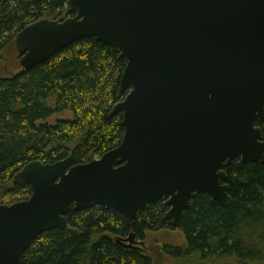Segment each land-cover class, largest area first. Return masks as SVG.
<instances>
[{"label": "water", "instance_id": "obj_1", "mask_svg": "<svg viewBox=\"0 0 264 264\" xmlns=\"http://www.w3.org/2000/svg\"><path fill=\"white\" fill-rule=\"evenodd\" d=\"M65 11L73 17L16 35L21 69L84 39L108 46L127 61L111 113L123 116L124 138L88 164L34 161L14 176L32 196L0 205V264H23L39 236L66 231L72 207L134 222L165 201L164 220L180 230L198 197L231 205L234 162L264 165V0H68Z\"/></svg>", "mask_w": 264, "mask_h": 264}, {"label": "trees", "instance_id": "obj_2", "mask_svg": "<svg viewBox=\"0 0 264 264\" xmlns=\"http://www.w3.org/2000/svg\"><path fill=\"white\" fill-rule=\"evenodd\" d=\"M67 1L0 0V65L11 48L16 54L15 37L26 27L73 17L66 14ZM126 66L108 46L84 39L31 71L0 72V205L31 198L30 186L13 184L31 162L71 158L73 166L84 165L121 145L123 116L111 113L121 101ZM67 112L72 119L50 122ZM262 130L264 137V125ZM226 173L231 205L212 204L206 196L191 203L180 229L186 246L163 247L176 264H264V165L240 170L234 162ZM169 210L160 201L131 222L104 207L81 212L72 207L68 229L39 236L23 264H153L145 249L118 241L134 235L144 243L148 234L176 230L164 220Z\"/></svg>", "mask_w": 264, "mask_h": 264}, {"label": "rangeland", "instance_id": "obj_3", "mask_svg": "<svg viewBox=\"0 0 264 264\" xmlns=\"http://www.w3.org/2000/svg\"><path fill=\"white\" fill-rule=\"evenodd\" d=\"M16 51V50H15ZM2 64L0 65V72L4 75H10L18 72L21 69L20 60L18 54L11 48L8 54H5L2 58ZM73 116L71 113L67 112L62 115L54 116L50 122H55L57 120H69ZM140 243V241H137ZM143 243V242H141ZM145 250L149 255H151L153 264H176L167 255L163 253L164 245H170L175 247H185L186 240L184 235L180 230L174 231H160L157 233H151L147 235L146 241L143 243ZM140 246L139 244L137 245ZM140 248V247H139ZM230 264V263H226Z\"/></svg>", "mask_w": 264, "mask_h": 264}, {"label": "flooded vegetation", "instance_id": "obj_4", "mask_svg": "<svg viewBox=\"0 0 264 264\" xmlns=\"http://www.w3.org/2000/svg\"><path fill=\"white\" fill-rule=\"evenodd\" d=\"M236 162H238V160H237ZM138 244L140 245V246H139L140 248L137 246ZM123 245H126V244H123ZM137 245H135V246L133 247V248L136 249V250H137V249L142 250V249L145 248L144 244L141 245V243H137Z\"/></svg>", "mask_w": 264, "mask_h": 264}]
</instances>
